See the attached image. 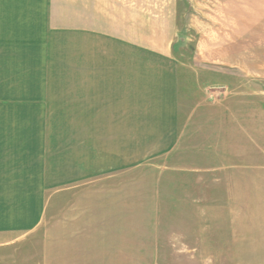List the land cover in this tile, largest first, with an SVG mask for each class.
Masks as SVG:
<instances>
[{
	"label": "crops",
	"instance_id": "obj_1",
	"mask_svg": "<svg viewBox=\"0 0 264 264\" xmlns=\"http://www.w3.org/2000/svg\"><path fill=\"white\" fill-rule=\"evenodd\" d=\"M180 3L0 0V264L13 254L7 245L22 237L21 224L7 220V197L53 195L46 189L74 181L67 166L65 178L48 176L55 52L77 55L76 159L64 162L76 166L82 186L133 175L156 160L173 162L188 179L220 181L233 239L264 232V149L256 139L264 132L263 93L256 89L262 61H238L230 73L220 70L225 60L215 62L206 75L216 73L239 91L223 92L217 107L202 105L199 114L183 110ZM217 157L224 162L214 164ZM11 205L8 211L21 209Z\"/></svg>",
	"mask_w": 264,
	"mask_h": 264
},
{
	"label": "rangeland",
	"instance_id": "obj_2",
	"mask_svg": "<svg viewBox=\"0 0 264 264\" xmlns=\"http://www.w3.org/2000/svg\"><path fill=\"white\" fill-rule=\"evenodd\" d=\"M180 1L176 48L188 72L183 110L199 114L202 105L217 107L223 92L237 89L216 73L206 75L220 65L215 62L225 60L220 70L237 72L238 61L253 62L255 55L263 66L256 89L264 110V0ZM52 75L54 172L48 176L65 178L67 166L74 181L46 189L53 195L7 197V220L21 224L22 237L7 245L13 254L6 264H264V232L233 239L220 181L188 179L177 164L156 160L133 175H105L82 186L76 166L66 165L76 159V51L55 52ZM258 126L264 130V119ZM256 139L264 149V132ZM11 204L21 209L8 211Z\"/></svg>",
	"mask_w": 264,
	"mask_h": 264
}]
</instances>
